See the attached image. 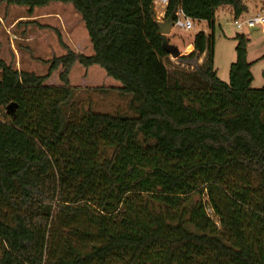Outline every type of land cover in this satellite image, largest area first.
<instances>
[{
    "label": "trees",
    "instance_id": "16d2710c",
    "mask_svg": "<svg viewBox=\"0 0 264 264\" xmlns=\"http://www.w3.org/2000/svg\"><path fill=\"white\" fill-rule=\"evenodd\" d=\"M60 1L92 53L61 41L44 73L0 57V264H264V83L246 33L228 80L212 50L217 10L238 18L245 0H168L164 20L181 7L211 28L179 56L191 69L168 67L152 0ZM76 63L118 80L133 113L77 107Z\"/></svg>",
    "mask_w": 264,
    "mask_h": 264
},
{
    "label": "rangeland",
    "instance_id": "374dc122",
    "mask_svg": "<svg viewBox=\"0 0 264 264\" xmlns=\"http://www.w3.org/2000/svg\"><path fill=\"white\" fill-rule=\"evenodd\" d=\"M246 1L261 5L260 0ZM65 6L66 4L62 1L60 3L50 2L33 8V11L39 15L44 9L62 12L60 17L41 16L37 18L38 20H35L39 24L37 25L33 20H25L24 17H21L29 13L27 5L6 3L4 0H0V57L11 62L17 68L44 73L48 66L45 59H50L65 51L61 41L70 44L76 52L92 53V45L80 14ZM216 13L212 50L218 76L228 80L229 64L235 59L236 40L233 35L237 31H244L248 32L251 37L248 44L247 59L254 60L250 68L253 74L251 86H261L264 83V27L256 25L238 30L227 8L221 7ZM158 16L161 17L158 14L155 17L158 20H163V17L159 18ZM28 23H30L29 26ZM28 27L33 37L27 40L25 34ZM198 30H203L206 33L211 32L208 22L201 19L195 22L194 28L184 29L183 27L172 26L170 31L164 33L167 42L176 50L169 53L166 59L169 68L176 64H183L188 69L194 67L193 63H182L179 56L187 54L191 50L188 45ZM33 32H36V35ZM206 54H201L197 60L198 63L204 60ZM189 61L195 62L196 60L190 59ZM58 70L59 68L52 71L46 80L48 84L59 83ZM71 82L76 88L73 98L77 107L90 106L94 110L112 113H133L129 107L131 93L121 92L117 88L120 82L107 75L101 66L94 64L84 67L76 63L71 73Z\"/></svg>",
    "mask_w": 264,
    "mask_h": 264
},
{
    "label": "built area",
    "instance_id": "2783aa9c",
    "mask_svg": "<svg viewBox=\"0 0 264 264\" xmlns=\"http://www.w3.org/2000/svg\"><path fill=\"white\" fill-rule=\"evenodd\" d=\"M167 3L168 0H152V6L155 12V16L156 14H158L163 17ZM158 17L161 18L160 16ZM163 20L159 19V21ZM197 20V18L186 14L181 7H178L176 9L175 18H172V26H179L183 27L184 29H191L194 28V24ZM233 23L238 30H241L246 27H253L256 25L264 27V4L261 5L259 9L253 14L241 15L240 17L233 19Z\"/></svg>",
    "mask_w": 264,
    "mask_h": 264
},
{
    "label": "crops",
    "instance_id": "0c3cea01",
    "mask_svg": "<svg viewBox=\"0 0 264 264\" xmlns=\"http://www.w3.org/2000/svg\"><path fill=\"white\" fill-rule=\"evenodd\" d=\"M50 2H56V3H60V2H62V1H60V0H53V1H50ZM50 2H48V3H46V4H49ZM247 2V5H248V10L246 11V12H244L243 13V15H248V14H251V13H253V12H255L256 10H258V8L262 5H258V4H256V2H252V3H248V1H246ZM251 2V1H250ZM65 4H66V6L65 7H70V9L72 8L71 7V2H64ZM46 4H43V5H46ZM43 5H40V6H43ZM35 7H38V6H34V8ZM73 9V8H72ZM73 11H75V10H73ZM76 12V11H75ZM37 12H34L33 10H32V12H30V13H27L26 15H22L21 17H24V19L25 20H30V21H32L33 20V22L34 23H36V21L35 20H38L37 18H39V17H41V16H61V13L62 12H60V11H57V10H45L44 9V11L42 12V14H36ZM77 14H79L78 12H76ZM39 22V21H38ZM32 23V22H31ZM29 24L30 23H28L27 25L29 26ZM37 25H39L38 23H36ZM26 34H25V39H30V38H32L33 36H32V33L30 32V28L28 27L27 29H26ZM244 32V31H243ZM31 33V34H30ZM34 33V32H33ZM244 33H246V35L249 37V41H248V43H247V52H248V44H249V42H250V39H251V37H250V35L248 34V32H244ZM35 35H36V32L34 33ZM88 39H89V37H88ZM65 43H67V42H65ZM68 44V43H67ZM70 45V44H69ZM189 47L188 48H193V46H192V43L190 42L189 43V45H188ZM190 50V49H189ZM93 65V64H92Z\"/></svg>",
    "mask_w": 264,
    "mask_h": 264
},
{
    "label": "water",
    "instance_id": "95a60500",
    "mask_svg": "<svg viewBox=\"0 0 264 264\" xmlns=\"http://www.w3.org/2000/svg\"><path fill=\"white\" fill-rule=\"evenodd\" d=\"M160 23V32L161 33H166L168 31H170V28L172 26V18L171 19H167V20H163V21H159ZM198 62H196L197 64ZM12 102L8 104V107H12Z\"/></svg>",
    "mask_w": 264,
    "mask_h": 264
}]
</instances>
